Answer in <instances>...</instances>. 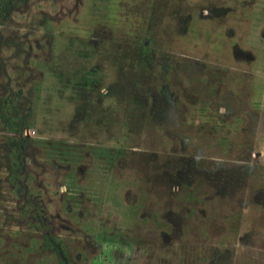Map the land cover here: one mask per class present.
I'll use <instances>...</instances> for the list:
<instances>
[{
	"label": "rangeland",
	"instance_id": "374dc122",
	"mask_svg": "<svg viewBox=\"0 0 264 264\" xmlns=\"http://www.w3.org/2000/svg\"><path fill=\"white\" fill-rule=\"evenodd\" d=\"M0 264H264V0H0Z\"/></svg>",
	"mask_w": 264,
	"mask_h": 264
}]
</instances>
